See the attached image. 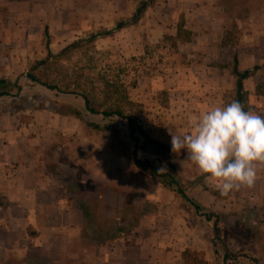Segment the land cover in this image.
<instances>
[{"label": "rangeland", "instance_id": "1", "mask_svg": "<svg viewBox=\"0 0 264 264\" xmlns=\"http://www.w3.org/2000/svg\"><path fill=\"white\" fill-rule=\"evenodd\" d=\"M14 1L12 38L0 39V80L9 82L0 86V146H33L46 159L74 160L83 179L75 186L82 190H91V171L113 180L102 187L109 206L103 198L85 206L94 215L95 236L107 238L109 224L121 231L128 244L115 247L135 258L127 264H224L212 223L137 168L127 122L86 112L84 96L101 111L133 114L154 140L171 146L170 132L186 133L209 107L237 101V54L239 69L260 66L244 81L243 105L264 116V0H154L137 23L122 29L117 23L131 19L141 0ZM106 30L112 32L90 38ZM42 60L36 74L55 90L27 78ZM86 121L112 129L96 130ZM138 155L162 170L174 165L190 195L221 215L231 264H264V163L257 164L252 187L222 197L183 152L170 150L163 160L146 149ZM133 195L139 213L146 221L156 217L161 230L126 229L129 213H138ZM153 232L161 235L152 238ZM36 259L15 253L0 264H44Z\"/></svg>", "mask_w": 264, "mask_h": 264}, {"label": "crops", "instance_id": "2", "mask_svg": "<svg viewBox=\"0 0 264 264\" xmlns=\"http://www.w3.org/2000/svg\"><path fill=\"white\" fill-rule=\"evenodd\" d=\"M21 1L23 4L24 0ZM16 3L0 0V16H5L0 18V39L12 38L14 29L9 26L10 16H14ZM245 70L240 69L241 72ZM42 154L43 151L33 146H0V262L15 253L37 258L44 264L70 261L73 264H127L129 259L135 260L127 256L122 247H115L117 243L128 244L125 238L119 237L117 230L113 240L95 236L92 233L94 215L92 212L86 215L81 206L97 198H103L109 206L111 198L107 200L102 187L103 183L112 185L113 180L91 171L87 174L91 190H82L75 186V182L81 183L83 179H80L74 160L65 163L46 159ZM131 197L138 213H129L126 229L161 230V221H156V217L146 221L139 213L142 210L135 201L138 197ZM108 228L112 230V225ZM154 232L152 238L161 235ZM137 237L135 234L134 238Z\"/></svg>", "mask_w": 264, "mask_h": 264}, {"label": "clouds", "instance_id": "3", "mask_svg": "<svg viewBox=\"0 0 264 264\" xmlns=\"http://www.w3.org/2000/svg\"><path fill=\"white\" fill-rule=\"evenodd\" d=\"M170 135L171 151L183 152L222 197L252 187L257 164L264 163V116L236 100L209 107L190 131Z\"/></svg>", "mask_w": 264, "mask_h": 264}, {"label": "trees", "instance_id": "4", "mask_svg": "<svg viewBox=\"0 0 264 264\" xmlns=\"http://www.w3.org/2000/svg\"><path fill=\"white\" fill-rule=\"evenodd\" d=\"M154 2V0H141L137 9L133 13L131 19L126 21L118 22L116 25V29H122L128 25L137 23L146 9ZM112 30H106L101 33L93 34L90 38L95 39L100 36L109 35ZM77 43H72L71 45L67 46L66 49L75 46ZM65 49V50H66ZM52 53L49 52V56ZM45 60L38 61L32 67L31 71L27 74V78L30 79L32 82L40 83L43 86L47 87L48 89L55 90L57 87L50 83L44 82L41 80L40 77L37 76L36 70L42 65L45 64ZM260 69V66H254L251 69H246L244 72H241L239 69V59L237 54L234 55L233 59V67H232V74L236 79V90H237V101L243 105V97H244V81L254 73ZM9 82L1 79L0 86L5 88L8 87ZM2 94L7 95L8 91L2 92ZM84 109L86 112L92 115H102L105 118H112L116 117L122 121H126L129 128V137L134 143V149L132 152L131 159L134 165L142 169L144 171H150L154 178L158 179V181L167 189L171 190L175 194H177L189 207H191L194 212L202 218L207 223H212V228L214 231L213 237V245L215 247V251L219 256H222L224 264H231L230 261L232 259V253L229 250L226 243L222 242V228H221V215L211 209H207L203 206L200 202H198L195 198H193L189 193V187L186 186L180 179L177 169L174 165H168L166 170H162L160 166H155L152 161L150 160H142L139 155L138 151L140 149H146L150 153L156 154L158 156V160H163L164 155L171 150V146L165 143L158 142L154 140L144 129L142 124L138 121V119L133 114H126L122 109H107L101 111L97 105H95L92 100L84 96ZM245 109V107H244ZM246 110V109H245ZM77 118H81L85 120L83 113L77 111L74 113ZM87 125L91 128L100 131H108L112 129V125L108 123H101L99 121H86ZM82 209L84 210L85 214L89 216V211L86 209L84 204L81 205ZM117 233H121V231L117 230ZM110 235L108 238L111 240L114 239L116 231H109ZM219 241L220 244L217 242ZM221 248V249H220Z\"/></svg>", "mask_w": 264, "mask_h": 264}]
</instances>
